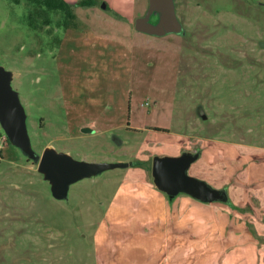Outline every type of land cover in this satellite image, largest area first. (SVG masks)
<instances>
[{"label": "rangeland", "instance_id": "374dc122", "mask_svg": "<svg viewBox=\"0 0 264 264\" xmlns=\"http://www.w3.org/2000/svg\"><path fill=\"white\" fill-rule=\"evenodd\" d=\"M65 1L74 17L0 0V67L30 148L0 121V264H106L97 241L110 199L140 169L152 177L154 156L183 152H200L189 172L260 231L224 264H264V0H174L182 31L163 36L135 28L149 0ZM90 121L103 130L93 136ZM51 149L133 165L57 192L39 168Z\"/></svg>", "mask_w": 264, "mask_h": 264}, {"label": "crops", "instance_id": "0c3cea01", "mask_svg": "<svg viewBox=\"0 0 264 264\" xmlns=\"http://www.w3.org/2000/svg\"><path fill=\"white\" fill-rule=\"evenodd\" d=\"M86 124L82 127L93 136L103 130L96 121ZM140 170V177L108 202L97 241L107 244L106 264H127V259L129 264H224L230 256L237 259L240 249L255 246L260 231L247 213L186 193L170 199L155 185L152 172L150 177Z\"/></svg>", "mask_w": 264, "mask_h": 264}, {"label": "water", "instance_id": "95a60500", "mask_svg": "<svg viewBox=\"0 0 264 264\" xmlns=\"http://www.w3.org/2000/svg\"><path fill=\"white\" fill-rule=\"evenodd\" d=\"M154 14L158 16L156 22L151 21V16ZM135 28L139 32L156 36L180 33L182 24L177 16L175 1L149 0L147 13L135 20ZM0 121L11 140L29 153L30 148L24 128V112L16 93L10 88L8 72L2 67H0ZM199 157L200 152L154 156L152 176L155 185L166 192L170 199L179 193H186L203 202L227 203L229 196L225 189L213 187L205 179L189 172L191 165ZM123 165L128 164L79 161L55 149L44 151L39 162V168L48 174L57 192L64 190L72 181Z\"/></svg>", "mask_w": 264, "mask_h": 264}, {"label": "trees", "instance_id": "16d2710c", "mask_svg": "<svg viewBox=\"0 0 264 264\" xmlns=\"http://www.w3.org/2000/svg\"><path fill=\"white\" fill-rule=\"evenodd\" d=\"M31 2H34L36 4H42L47 6L49 9L52 10H60L65 12L66 15H69L70 17L73 16V5L65 0H29ZM98 0H80L76 5L79 6H88V5H97ZM74 17V16H73Z\"/></svg>", "mask_w": 264, "mask_h": 264}, {"label": "flooded vegetation", "instance_id": "af4514ba", "mask_svg": "<svg viewBox=\"0 0 264 264\" xmlns=\"http://www.w3.org/2000/svg\"><path fill=\"white\" fill-rule=\"evenodd\" d=\"M157 16V14H155V17Z\"/></svg>", "mask_w": 264, "mask_h": 264}]
</instances>
